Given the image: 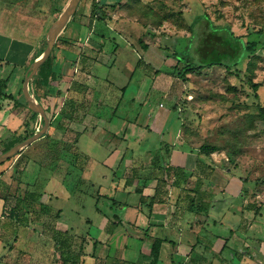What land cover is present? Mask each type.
<instances>
[{
	"label": "crops",
	"instance_id": "crops-1",
	"mask_svg": "<svg viewBox=\"0 0 264 264\" xmlns=\"http://www.w3.org/2000/svg\"><path fill=\"white\" fill-rule=\"evenodd\" d=\"M97 2L104 4L103 0H91L83 6L81 0L74 19L56 37L62 46L51 51V69L62 76L61 85L50 83L35 89L37 93L41 90L40 98L46 96L50 105L58 104L52 120L60 126L59 135H54L49 146L60 142L58 137L64 132L70 142L75 136L73 146L61 152L69 168L62 185L70 187L67 190L72 194L70 176L74 172L81 175L77 185L88 174L87 164L74 168L71 162L74 153L88 161V154L77 147V137L86 134L89 145L96 142L104 153L97 163L102 170L95 171L93 182L88 180L97 191L96 205L101 199L110 200L117 210L110 207L114 213L111 220L95 208L101 218L96 223L86 220L89 230L80 236L67 225L62 230L55 228L70 242L73 236L84 239L85 255H74L71 243L70 248H56L52 238L45 242V248L37 246L34 250L35 243L24 238V225L13 232L0 226V264H11L14 254L15 264H54L58 256L63 264H76L79 258L78 264H151L150 249L155 241L161 243L157 264H264V225L260 221L264 205L255 207L253 200L259 197L253 198L234 172L215 166L213 154H201L200 147H193V139L184 138V119L189 114L180 118L170 108L178 78L164 67L175 59L167 57L158 34L149 45L143 41L142 31L119 13H108L105 24L98 22L92 17ZM6 30L0 31V81L9 77L12 81L6 85L5 96H0V142L19 136L33 113L21 101L22 85L18 81L39 52ZM55 51L61 59L55 57ZM129 53L138 58L128 74L124 67L131 65ZM8 69L13 73H5ZM157 98L168 104V110L160 102L157 108L152 107L151 101ZM104 111H111V117L103 118L100 113ZM170 120L175 126L167 131ZM44 140L32 143L23 154ZM29 166L35 167L33 162ZM38 166L36 174L43 169ZM40 191L42 198L48 195L43 187ZM41 197L38 204L52 208ZM6 203L0 194V222ZM57 213L58 222L62 212ZM110 223L120 227L119 234L108 229ZM33 235L37 240L42 238V234ZM26 243L27 250L33 245L32 252L17 249ZM14 247L16 251L10 250Z\"/></svg>",
	"mask_w": 264,
	"mask_h": 264
},
{
	"label": "rangeland",
	"instance_id": "rangeland-1",
	"mask_svg": "<svg viewBox=\"0 0 264 264\" xmlns=\"http://www.w3.org/2000/svg\"><path fill=\"white\" fill-rule=\"evenodd\" d=\"M72 1L0 0V31L6 28L7 34L24 40L32 50L45 48L46 36L50 27L69 9ZM89 1L91 0H84L83 6ZM103 3L104 12L102 13L105 15L110 12L119 13L121 18L133 25L137 31H142L143 41L149 45L153 44L154 38L158 34L160 45L164 47L168 58L173 54L177 55L182 51H188L193 61L198 63L199 57L194 51L197 47L196 41L188 39L192 34L190 27L194 19L202 15L207 17L213 26L227 28L236 37H247L252 41L257 39L255 33L260 32L262 36L257 40L261 45H264V0H103ZM77 8L80 9V3ZM74 15L71 19H74ZM71 19L68 24L71 23ZM64 27L58 30L55 37H59ZM56 46L60 49L62 45L61 42L57 44V39H54L53 48ZM54 55L61 59V55L56 54V51ZM129 58L130 64L136 63L138 56L129 53ZM175 61L173 59L168 61L164 71L177 77V73L183 71L185 64L177 65ZM175 65H177V71L174 70ZM133 67L134 64L126 66L124 71L129 74L133 71ZM10 70L8 69L5 73L12 74L13 72ZM24 78L25 72L22 73V77L18 81L20 86L23 84ZM247 78L250 80V84L257 85L256 93L251 90L250 84H246ZM7 79L9 81L10 77ZM175 83L176 86L172 89L173 101L170 108L180 118H185V115L189 114L188 119H184L186 122L182 131L184 138L193 139L195 149L202 145L216 147L217 152L212 155L216 161L214 165L234 172L249 187L247 191H251V196L259 197L257 198L259 200H253L255 207L264 205V50L258 58L243 59L238 67L231 69L230 73L223 68L213 67L186 75L184 82L178 78ZM40 91L36 92L39 97L42 95ZM29 92L32 95L30 86ZM21 101L26 107L23 97ZM159 102L168 110V104L158 98L151 101L152 107L157 108ZM111 114V111L100 113L103 118L111 117ZM116 114L117 116L121 115L119 111ZM46 116L49 119V115ZM51 122H53L52 128L49 131L51 125L48 127L50 133H47L48 137L43 143L40 142L29 148L26 152L27 155L23 154L21 160L18 158L19 156H16L0 166V194L7 202V210L1 215L4 219L0 222L1 229L4 231L9 229L13 232L24 225L27 229L24 238L35 243L34 250L37 246L40 249L46 247L47 243L45 242L52 238V227L62 230L64 225H67L80 236L89 230V226L85 224L86 220L96 223V220L101 218L96 214L95 208L100 210L103 216L110 217L111 220L114 213L110 209L113 207L112 211L117 210L114 209L115 205H111L110 200L101 199L96 205L97 191L90 182L96 178L95 171L102 170L101 165H97V163L103 159L104 153L96 145V142L89 145L86 134L77 137V147L80 148L82 154L89 156L87 162L79 161V164H87L88 174L83 175L82 182L77 185L81 175L74 172L70 176L69 186H73L72 194L69 192L70 187L67 188L68 191L62 185L64 174L69 168L66 162L62 161L61 147L49 146L50 143H53L54 135H59L58 129H60L56 120ZM174 126L170 120L167 124V131H171ZM40 130L38 120L34 131L38 133ZM58 138L70 140L64 134ZM164 139L167 140L166 137ZM48 152L50 153L48 154ZM46 153L47 157L42 160ZM16 162H18L17 171L22 170L19 175L15 174L13 170ZM31 162L35 167L42 162V166L45 165L46 168V165H49L50 170L43 168L39 174H36V168L29 166ZM53 169L56 170L52 171ZM42 187L44 194L48 195L41 198L42 201L46 202L47 200L51 203L52 208L49 207L51 216L41 217L38 221L30 222V217H35L34 213L38 211V207L25 202L24 196L32 191L40 192ZM130 201L129 198L128 202ZM12 208H17L15 220H11L7 216ZM60 210L62 217L57 222L55 217L57 211ZM261 214L260 221L264 225V206ZM107 227L117 234L120 233V227H117V224L111 225L110 223L107 224ZM33 233L42 234V238L39 237L37 240ZM8 242L11 243L12 240ZM84 243L85 240L81 237L74 239L73 236L71 252L74 255H79V253L85 255L84 251L82 252ZM26 246L27 243L17 249H26ZM32 246L28 249L29 252H32L30 251ZM54 246L57 248L56 244ZM7 247H9V243ZM17 249L14 247L10 250L16 251ZM90 249L88 254L91 253ZM28 250L26 249V251ZM15 258L14 254L9 262L15 264ZM79 260L76 264L79 263ZM53 263L63 264L59 256L54 257Z\"/></svg>",
	"mask_w": 264,
	"mask_h": 264
},
{
	"label": "trees",
	"instance_id": "trees-1",
	"mask_svg": "<svg viewBox=\"0 0 264 264\" xmlns=\"http://www.w3.org/2000/svg\"><path fill=\"white\" fill-rule=\"evenodd\" d=\"M104 4H101L100 2H97L94 4L93 11H92V17L95 16L96 20L100 23L105 24L106 19L108 18L107 15L103 11ZM76 15V13H75ZM74 15V16H75ZM72 20V19H71ZM191 37L188 40L196 41L197 47L195 48L196 55L199 57L198 63L194 62L191 54L188 51H182L181 53L175 55H172V58L176 60L177 65L184 63L185 67L182 69L183 71L181 73H177V78H179L182 82L185 81V76L188 74H192L194 72H201L204 69H210L213 67H219L223 68L226 72L230 73L232 68L238 67L240 63L245 58H258L261 54V52L264 50V45H261L258 42V38L262 36L260 32L255 33L256 40H248L247 37H236L233 35V33L227 29V28H219L215 27L211 24L209 19L205 16H199L194 19L191 27ZM56 40V37H55ZM45 48H42L39 50L36 57H39ZM51 60L52 58L49 57L48 60L39 68L37 71L35 77L32 81V87L31 91L32 94L35 97L36 102L42 107L44 113L46 115H49V124L52 121V119L55 117L56 114V108L58 106L57 101L54 102L51 105L49 104V101L44 96V98H40L36 94L35 88L40 87H46L50 83H58V86L61 85L62 76L60 74H57L52 71L51 69ZM177 65L174 66V70L177 71ZM28 68L25 69V72ZM37 78L39 80L37 81ZM246 84H250V80L246 79ZM8 83V79L0 81V96L4 95V90L6 89V85ZM250 88L253 92H257L258 87L255 84H250ZM7 99H10V96L6 97ZM68 115V113H67ZM73 114L70 115L72 118ZM39 120L38 116L34 113H31V116L27 120V122L23 125L22 132L19 136L15 137L13 140H7L0 142V155L8 152L13 146L22 143L23 141L29 139L35 134L33 125L35 122ZM43 121L39 120V128L42 129ZM66 133V134H65ZM64 136L67 135V132L63 133ZM48 137V134L46 133L42 139H46ZM75 139V136H74ZM74 141H66L61 140L56 145L57 147H61V152L65 150L66 146H73ZM73 149V147H71ZM70 151H72L70 149ZM74 151V150H73ZM199 152L204 155H210L217 152V148L214 146L209 145H202L199 148ZM50 152H48L49 154ZM44 155L42 160H45V157L48 155ZM19 159L21 160L23 157V152L19 153L18 155ZM80 156L77 153H74L72 156L71 162L73 163L74 168L78 167ZM18 159V160H19ZM84 162V160H83ZM71 163V164H72ZM38 165L42 168H45L42 166V162L38 163ZM46 168H49L46 166ZM13 170L15 174H21L22 170H18V162H16L13 166ZM176 176V174H175ZM41 197V191L35 192L32 191L28 195L24 196L25 202L30 203L33 206L38 207V211L34 213L35 217H30L29 220L32 221H38L41 217H49L50 215V209L45 205L38 204V200ZM5 201V200H4ZM153 199H151V204H153ZM7 210V209H6ZM16 213L17 208H12L8 212V217L11 220L16 219ZM25 213L29 214L25 211ZM58 214L56 213V220L58 218ZM27 220V219H26ZM53 229V230H52ZM51 231V237L52 240L55 242V244L59 247V249H62L64 245H67L68 248H70V238L67 237L65 239L62 235V233L55 230L54 227H52ZM160 241H155L150 249V256H151V264H157L158 260V252L160 249Z\"/></svg>",
	"mask_w": 264,
	"mask_h": 264
},
{
	"label": "water",
	"instance_id": "water-1",
	"mask_svg": "<svg viewBox=\"0 0 264 264\" xmlns=\"http://www.w3.org/2000/svg\"><path fill=\"white\" fill-rule=\"evenodd\" d=\"M81 0H73L69 9L60 16L56 22L50 27L47 36H46V42H45V49L43 53L36 58L32 62V64L28 67L25 78L22 84V95L24 97V100L28 106V108L35 114L38 115V117L43 121L42 129L35 133L32 137L29 139L23 141L22 143H19L15 146H13L8 152L0 155V166L4 163L8 162L9 160L13 159L14 157L18 156L19 153L23 152L26 148H28L32 143L38 141L39 139L43 138V136L47 133L48 127H49V120L44 113L42 107L36 102L33 95L29 92V86L33 79V77L36 75L39 68L48 60L50 57L51 51L53 49V43L55 36L58 32V30L68 24L71 17L75 14L77 7L79 5Z\"/></svg>",
	"mask_w": 264,
	"mask_h": 264
}]
</instances>
